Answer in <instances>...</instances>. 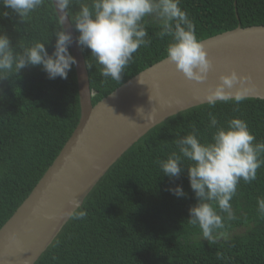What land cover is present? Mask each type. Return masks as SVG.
<instances>
[{"label":"trees","instance_id":"16d2710c","mask_svg":"<svg viewBox=\"0 0 264 264\" xmlns=\"http://www.w3.org/2000/svg\"><path fill=\"white\" fill-rule=\"evenodd\" d=\"M180 6L193 20L199 40L237 26L264 25V0H181ZM77 9L78 5L71 11ZM3 11L10 15L0 16V28L13 45L50 38L46 49L53 51L55 36H50L58 24L51 0H45L27 22L0 4ZM158 32L148 24L151 43L134 54L121 81L103 78L90 50L79 45L92 104L166 57L170 37L160 39ZM233 107L231 102L218 103L214 109L200 104L149 129L88 192L80 206L87 211L86 218L69 219L33 264H264V218L257 212V199L264 198V165L257 169L255 181L241 180L238 185L231 201L237 219L229 222L230 241L209 245L187 221L188 210L196 203L187 171L170 179L155 163L174 150L173 140L190 131L189 125L210 137L209 111L222 123L232 117L245 120L256 141L264 142V100L247 98L238 112ZM79 116L74 67L67 79H49L40 66H30L18 77L0 81V227L57 156ZM176 185L183 187L186 197L167 190Z\"/></svg>","mask_w":264,"mask_h":264},{"label":"clouds","instance_id":"9594fccd","mask_svg":"<svg viewBox=\"0 0 264 264\" xmlns=\"http://www.w3.org/2000/svg\"><path fill=\"white\" fill-rule=\"evenodd\" d=\"M53 3L58 27L50 36H55L51 53L46 49L50 38L13 45L0 28V81L18 77L30 66H40L49 79H67L78 61L69 51L73 37L64 28L66 21L78 33L76 43L90 50L105 79L121 81L134 54L150 45L149 23L159 28L160 39L170 37L166 58L186 80L202 83L213 67L204 44L196 35L193 20L180 6L181 0H53ZM0 4L21 22H27L32 13L45 6V0H0ZM77 5L73 13L71 9ZM9 15V11L0 12L2 17ZM219 81L204 94L203 103L214 109L218 103L231 102L233 111L238 112L239 105L248 98L245 83L249 78L232 70L220 75ZM139 83L143 84L140 79ZM235 85L239 87L233 91ZM189 127L190 131L176 135L174 150L155 163L170 179L179 178L187 171L196 200L188 210V224L198 228L209 245L228 242L231 239L229 222L237 219L231 201L237 195L241 180L251 184L257 179V169L264 165L261 159L264 142L256 141L245 120L232 117L222 123L212 111L208 112L206 125L210 137L202 134L195 124ZM167 190L178 198L187 196L181 185ZM70 205L69 219L86 218L87 211L78 201L72 200ZM257 212L264 218V198L257 199Z\"/></svg>","mask_w":264,"mask_h":264},{"label":"water","instance_id":"95a60500","mask_svg":"<svg viewBox=\"0 0 264 264\" xmlns=\"http://www.w3.org/2000/svg\"><path fill=\"white\" fill-rule=\"evenodd\" d=\"M64 28L72 34L70 52L78 61L74 70L79 120L28 196L0 227V264H33L69 220L70 202L81 206L106 170L149 129L173 113L204 104L202 97L220 83V75L235 70L247 76L248 98L264 100V25L237 26L200 40L213 65L202 83L186 80L165 57L95 104L75 31L68 21Z\"/></svg>","mask_w":264,"mask_h":264},{"label":"rangeland","instance_id":"374dc122","mask_svg":"<svg viewBox=\"0 0 264 264\" xmlns=\"http://www.w3.org/2000/svg\"><path fill=\"white\" fill-rule=\"evenodd\" d=\"M38 182V181H37ZM240 231H242V230H240Z\"/></svg>","mask_w":264,"mask_h":264}]
</instances>
